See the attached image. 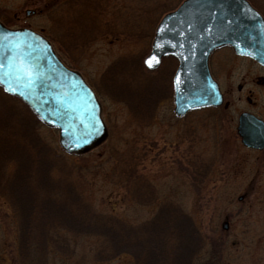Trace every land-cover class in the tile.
Segmentation results:
<instances>
[{
    "label": "rangeland",
    "instance_id": "obj_1",
    "mask_svg": "<svg viewBox=\"0 0 264 264\" xmlns=\"http://www.w3.org/2000/svg\"><path fill=\"white\" fill-rule=\"evenodd\" d=\"M161 1H0L11 9L43 8L41 15L29 18L30 25L53 40L66 65L94 89L107 127V137L98 146L66 154L59 146L57 130L36 124L35 139L47 147L39 161L41 172H34L39 163L35 158L25 161L19 155V164L15 160L6 164L13 173L18 164L20 173L22 162H27L25 169L33 177L27 183L30 194L0 190V264H137L144 255L141 244L117 245L113 250L101 234L81 235L61 225L60 205L70 201L72 205L63 208L79 209L77 215L87 212L118 220L128 229L140 228L135 234L150 232V224L157 219L165 226L167 215L161 207L170 203L189 218L177 224L179 229L164 232L170 241L166 256L178 257L179 264H194L199 251L186 236L190 233L197 236V245L199 235L202 238L199 260L204 264H264V169L257 174L264 153L246 151L234 140L230 116L248 88L253 97L249 107L261 110L259 88L248 78L241 79L242 74L236 75L238 79L222 84L227 106L197 109L182 117L174 115L172 97L155 98L159 103L145 113L140 106L136 112L120 93V70L132 80L131 89L141 82L136 64L149 50L152 37L146 34L164 14L157 9ZM248 1L264 16V0ZM168 60L159 68L166 74L172 70V76L176 61ZM240 81L245 86L238 92ZM0 105L10 107L11 103L0 99ZM14 112L18 120L13 123L21 129L7 134L11 142L23 139L22 132L30 127L25 113ZM41 175L48 177L47 186ZM244 182L252 185L248 198L239 201ZM61 187L60 193L56 188ZM184 225L189 227L185 231ZM21 227L30 236L23 238ZM26 239L34 250L21 248Z\"/></svg>",
    "mask_w": 264,
    "mask_h": 264
},
{
    "label": "water",
    "instance_id": "obj_2",
    "mask_svg": "<svg viewBox=\"0 0 264 264\" xmlns=\"http://www.w3.org/2000/svg\"><path fill=\"white\" fill-rule=\"evenodd\" d=\"M221 46L264 66V17L248 0H182L156 24L143 64L153 70L165 56L176 59L171 78L176 116L222 102L208 68L210 53ZM153 57L158 62L148 67L145 61ZM9 86L16 91L6 92ZM0 88L56 129L66 153H85L107 137L93 89L61 61L47 38L30 28L0 23ZM238 132L246 146L264 147V124L254 115H239Z\"/></svg>",
    "mask_w": 264,
    "mask_h": 264
},
{
    "label": "trees",
    "instance_id": "obj_3",
    "mask_svg": "<svg viewBox=\"0 0 264 264\" xmlns=\"http://www.w3.org/2000/svg\"><path fill=\"white\" fill-rule=\"evenodd\" d=\"M181 1L182 0H169L165 2V0H163L158 4L157 9H160L161 10L160 12H162L163 14V13H166L167 11L174 9ZM158 20L155 22V24L146 34L147 37H152L154 27L157 24ZM50 42H53V40H50ZM165 59L172 60V62L168 60L170 64L175 63L174 58L172 57H167ZM138 60L139 61L136 64V67H137L139 78L141 80L140 84L138 86L136 85V88L131 89V86L129 84L132 80L126 79L124 72L120 70V81H121L120 82V93H122L129 100L132 107L135 108L136 112L139 111L137 110V107L140 106L142 110H144L145 113H147L153 110L156 103H159L157 100L158 98L160 99L161 97H166V98L171 97V93H172L171 72L172 70L168 74H166L164 70L161 72L162 70L161 68H158L154 71H150V70H147L143 66L142 59L140 60V56ZM160 72H161V74H159L160 76L156 75ZM115 76L113 78H115ZM123 79L126 80L127 84ZM155 98L157 99L155 100ZM0 99L5 101V103L7 104L11 103L10 107H4L0 105V122H3V125L2 123H0V190L6 189L7 192L9 191L20 192L21 191L22 193L30 194L31 188L29 187L27 183L29 182L30 178L33 177V175H32V172H30V170L28 172L27 171L28 169L27 170L25 169L27 167V162H22L20 173H17L16 169L18 168L19 162H21L19 155H21L25 161H29L30 158L31 159L35 158L38 160V162L42 159L43 155L46 156L44 148L47 149V147L44 144L42 145L40 141H37L35 139V135L33 134L36 124H40L41 122H39L35 118V116L30 112L27 106L23 102H21V100L13 96H9L5 94L1 90V88H0ZM207 109L214 110V108H207ZM14 111H21L22 113H25L27 123H28V120L30 121L28 123L30 127L27 128L28 131L26 132L23 131L22 132L23 134H21L22 136H24V138L23 139L20 138V140L17 142H11L9 141V138H7V134L13 135L14 132H17L19 129H21L19 126L16 128V125L13 123L14 120H18L15 118L16 115ZM3 127H9L11 131L5 133L3 130ZM13 147L15 148L14 151H13ZM22 149L25 150L24 153ZM14 160L17 161L18 164L16 165V169L13 173L12 171H7L6 164L8 162H14ZM39 164L40 162L38 163V165L34 167V172L36 174L41 172ZM7 178H9V180ZM47 178H48L47 176H43V175L40 176V180L44 182L46 186L49 183L47 181ZM4 183H6L7 185L9 184L10 187L9 188L2 187ZM56 190L59 191L60 193L64 191L63 188L62 190L60 188H56ZM70 202L68 204L63 203L62 205H60V209H59L60 213L58 216V220L61 223V225H63L64 227L66 226L68 229L73 230L75 231V233H79L81 235L101 234L102 236L106 238L107 242L111 245L112 248L110 247V249H113V250H115V247L117 245H120L121 247L127 244V246L129 247L136 243L141 244L144 255L142 256L140 260H136L137 264H179L180 263V260L178 259V257L166 256L167 254L166 250L168 248V244L170 241L167 240L164 234V232L168 231L169 229H179L177 228V224L180 222L182 224L184 223V221H186V217L189 218L188 215L180 211L177 206L172 205L170 203H165L164 206L161 207L162 208L161 210H164L163 213L167 215L163 220L164 221L163 224H165V226H160L162 224L161 222H159V219H157L150 224V230H151L150 232L142 231L139 234H135L136 231L141 230V229L140 228L138 229L129 228L128 229L126 226L124 227L122 224H120L118 220L117 221L114 219L105 220V218L99 215L93 217V214H90L87 212L77 215L75 212H79L80 211L79 209H73L74 211L73 212L71 209L69 210V208L68 209L63 208V205L64 206L69 205ZM70 205H72V203ZM77 207H79L78 204H77ZM76 215L80 217L76 219L75 217ZM36 223H38L37 219L33 221L34 226H36ZM180 228L182 229V226ZM188 228H189L188 226H185V225L183 226L184 231ZM33 230L34 228L30 229V231H33ZM123 231H126V232L123 233ZM28 233L30 236L31 232H29L28 229H24L23 227L22 237L24 238V236L28 235ZM46 234L48 233L46 232ZM186 236L192 238V241L194 242V245L197 248V251H199L196 257L198 259L197 264H204V262H201L199 260V257L201 255V249L203 247L201 236L199 235L200 243H198V245L196 242L197 236H192L190 233H187ZM21 243H22L21 248L25 250L28 249L29 247L32 250L35 249V246L32 245V243L29 244L27 239L23 240ZM144 257L145 259L143 260ZM196 260L194 264H196Z\"/></svg>",
    "mask_w": 264,
    "mask_h": 264
},
{
    "label": "flooded vegetation",
    "instance_id": "obj_4",
    "mask_svg": "<svg viewBox=\"0 0 264 264\" xmlns=\"http://www.w3.org/2000/svg\"><path fill=\"white\" fill-rule=\"evenodd\" d=\"M30 1L33 2V1H38V0H30ZM45 7L47 8L49 6H45ZM42 11H43V8H41L40 6H35L33 8L23 7V8L11 9L9 6L0 3V22L4 26L9 27V28L27 27V28H31L37 31L36 29L32 27V25H30V21L28 20L29 18L35 19L36 17L42 14ZM44 36L48 37L47 35H44ZM231 66H232V70H229L228 68H230ZM208 67H209L211 76L217 82L219 89L221 91V94H222V102L218 106L213 107L214 109H220V108H223L222 106H227L224 100L222 84H224L225 82L231 83L232 81L238 79L239 74L243 75L241 79L248 78L249 82H252L254 84V87L259 88L260 90L259 102L263 105V107H261V110H256V109H252L251 107H249L250 104L253 103V97L251 96L252 89L248 88V93L240 96L241 98L239 99V102L241 101V105L239 104L237 108H234L230 116H231V121L234 124L233 126L234 140L239 141V145L246 151L255 152L257 154L264 153V147L255 148V147L246 146L242 142V137L240 136L238 132L239 115L243 112H247V113L254 115L257 119L261 120L264 124V100H263L264 66L259 64L258 62H256L255 60H253L252 58L248 56L236 54L232 50V48L228 46H222V47L216 48L210 54L208 58ZM228 71H231V72L229 73ZM226 73H227V76H224L223 78V75ZM236 75H238V78L236 77ZM244 86L245 85L243 81L238 82L236 84L237 91L241 92ZM260 87L262 88L260 89ZM242 103H245V104L243 105ZM258 163L259 164L257 165V170H258L257 174L260 173V171L262 172L264 169V162H258ZM244 183H245L244 191L242 192V194H239L237 196V200L239 201L248 198L249 191L252 185V184L248 185L246 182ZM224 224H226V227L228 226L227 222L223 223V225Z\"/></svg>",
    "mask_w": 264,
    "mask_h": 264
},
{
    "label": "snow or ice",
    "instance_id": "obj_5",
    "mask_svg": "<svg viewBox=\"0 0 264 264\" xmlns=\"http://www.w3.org/2000/svg\"><path fill=\"white\" fill-rule=\"evenodd\" d=\"M156 62H158V61H156L154 57L152 59L148 60V61H145V63L148 64V67H152L153 64L156 63ZM28 74L30 75V73H28ZM29 83H31L30 80H29ZM4 90L6 92H15L16 91V89L14 87H11V86L6 87Z\"/></svg>",
    "mask_w": 264,
    "mask_h": 264
}]
</instances>
